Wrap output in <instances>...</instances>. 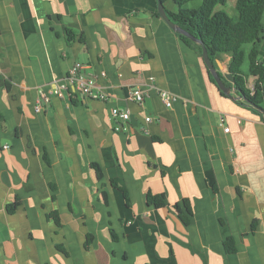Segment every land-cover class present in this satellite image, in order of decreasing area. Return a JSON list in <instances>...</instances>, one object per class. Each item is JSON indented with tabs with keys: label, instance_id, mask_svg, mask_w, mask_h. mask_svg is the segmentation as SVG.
Instances as JSON below:
<instances>
[{
	"label": "crops",
	"instance_id": "obj_1",
	"mask_svg": "<svg viewBox=\"0 0 264 264\" xmlns=\"http://www.w3.org/2000/svg\"><path fill=\"white\" fill-rule=\"evenodd\" d=\"M156 12V0H0V264H264V116L226 97ZM76 64L108 99L53 95L36 112ZM213 64L239 97L230 54ZM137 86L142 105L128 100Z\"/></svg>",
	"mask_w": 264,
	"mask_h": 264
},
{
	"label": "trees",
	"instance_id": "obj_2",
	"mask_svg": "<svg viewBox=\"0 0 264 264\" xmlns=\"http://www.w3.org/2000/svg\"><path fill=\"white\" fill-rule=\"evenodd\" d=\"M161 1L165 4L168 0ZM191 1L194 0L175 1L179 6L178 10L175 12L166 10L170 21L187 34L201 40L212 62L218 54L229 53L228 71L234 78L232 84L234 89L242 96L240 104L263 108L264 63L259 56V47L264 40V0H200L201 4L198 8L186 9L185 5ZM229 2L234 3V16L227 11ZM154 15L159 17L158 12ZM65 34L69 42L72 33L65 29ZM176 35L201 56V46L198 43L180 33ZM246 47L249 48L246 50ZM245 62L248 63L247 73L242 71ZM249 76L254 78L251 90L244 86ZM224 82L227 84L225 80ZM92 167L97 178L100 179V169L95 164ZM123 193L127 197L125 190ZM147 203L155 208L164 207V195L147 194ZM180 206L177 204L174 208L182 222L187 225L192 214L189 201L183 200V210ZM224 249L227 253L236 251L232 237L225 240Z\"/></svg>",
	"mask_w": 264,
	"mask_h": 264
},
{
	"label": "built area",
	"instance_id": "obj_3",
	"mask_svg": "<svg viewBox=\"0 0 264 264\" xmlns=\"http://www.w3.org/2000/svg\"><path fill=\"white\" fill-rule=\"evenodd\" d=\"M86 68V65L76 64L71 67L67 75L61 79V83L55 82L56 86L54 89H50L47 92L40 90L34 107L35 111L40 112L43 104L48 103L51 96H63L65 93L70 92H76L84 98L106 101L108 99V95L104 92L103 88L98 85L95 77L86 74ZM102 76H105V74H102ZM146 93L147 89H143L140 86L131 88L128 91V100L138 105H142L144 103ZM160 97L166 107H170L175 100V97L166 91H161ZM111 115L114 118L128 120L130 111L121 108H112ZM144 121L149 123L152 121V117L146 116ZM225 130L228 129L225 128Z\"/></svg>",
	"mask_w": 264,
	"mask_h": 264
},
{
	"label": "water",
	"instance_id": "obj_4",
	"mask_svg": "<svg viewBox=\"0 0 264 264\" xmlns=\"http://www.w3.org/2000/svg\"><path fill=\"white\" fill-rule=\"evenodd\" d=\"M156 4H157V12L159 17L166 23V25L175 33H180L186 37H188L189 39H191L192 41L198 43L201 46V58L203 60V63L208 71V74L212 76L215 85L217 86V88L226 96L229 97L232 100H237V99H242V96L240 95L239 97L233 96L232 93V88L230 87H226L224 85V83L222 82L221 78L218 75V72L216 70L215 65L213 64V62L209 59L206 48L204 46V44L202 43L201 40L187 34L186 32H184L183 30H181L178 26H176L174 23H172L170 21V19L168 18L166 11H165V7L164 4L162 3L161 0H156ZM218 63V62H217ZM219 67H221V65L218 63ZM223 77L233 83L234 82V78L230 73H223ZM244 101L248 102L246 99H243ZM249 103V102H248ZM250 105V104H249ZM251 106V105H250ZM253 107V106H251ZM257 112H259L261 115L264 116V109L262 107H253Z\"/></svg>",
	"mask_w": 264,
	"mask_h": 264
},
{
	"label": "rangeland",
	"instance_id": "obj_5",
	"mask_svg": "<svg viewBox=\"0 0 264 264\" xmlns=\"http://www.w3.org/2000/svg\"><path fill=\"white\" fill-rule=\"evenodd\" d=\"M231 3H232V2H231ZM231 5H232V4H230V2H229V4L227 5V11H228V12H230ZM234 15H235V10H234L232 16H234ZM263 22H264V16H263ZM245 67H246V64H245L244 68H245Z\"/></svg>",
	"mask_w": 264,
	"mask_h": 264
}]
</instances>
